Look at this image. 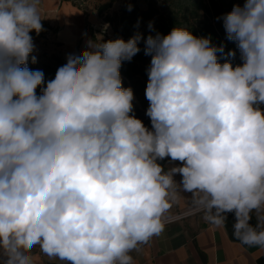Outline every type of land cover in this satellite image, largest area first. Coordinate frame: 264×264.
Listing matches in <instances>:
<instances>
[{
	"label": "clouds",
	"instance_id": "9594fccd",
	"mask_svg": "<svg viewBox=\"0 0 264 264\" xmlns=\"http://www.w3.org/2000/svg\"><path fill=\"white\" fill-rule=\"evenodd\" d=\"M40 4L0 0V264H134L185 198L264 248V0L218 18L234 50L177 26L98 35L47 81L29 67ZM142 41L150 128L120 71Z\"/></svg>",
	"mask_w": 264,
	"mask_h": 264
},
{
	"label": "crops",
	"instance_id": "0c3cea01",
	"mask_svg": "<svg viewBox=\"0 0 264 264\" xmlns=\"http://www.w3.org/2000/svg\"><path fill=\"white\" fill-rule=\"evenodd\" d=\"M78 1H81L80 8L74 6V0H41V18L57 30L52 38L59 45L58 51L69 49V54H78L89 39L97 37L92 29H97L99 25L102 27L96 12L84 9L86 1ZM107 27L111 36V27ZM177 179L180 177L177 176ZM191 210L194 209L190 200L180 199L173 204L165 220ZM233 222L234 215L230 213L223 228L207 223L203 214L189 215L180 221L165 224L159 236L131 253L134 264H264V248L247 246L236 239ZM252 223L256 224L255 216ZM39 257L40 264H60L43 254Z\"/></svg>",
	"mask_w": 264,
	"mask_h": 264
},
{
	"label": "trees",
	"instance_id": "16d2710c",
	"mask_svg": "<svg viewBox=\"0 0 264 264\" xmlns=\"http://www.w3.org/2000/svg\"><path fill=\"white\" fill-rule=\"evenodd\" d=\"M144 7L139 5L140 0H132L130 3L124 2L120 10L114 14L109 12L113 8L115 0L100 5L96 11L99 18L109 25L112 29L111 37L107 36L104 40L122 37L127 40L137 31L146 38L149 34L155 35L156 32L168 34L175 26L184 27L192 30L196 36H211L212 43L216 45L224 44L225 52L236 49L232 41L226 39L223 27V20L218 19L230 12L239 0H142ZM131 4L132 10L128 7ZM149 22L154 25V31L148 28ZM44 31L39 35L32 32L33 40L47 38L49 34L56 33L57 30L49 23L42 21ZM95 39V38H93ZM141 51L133 57L131 61H125L121 68V76L124 87H131L135 99L134 114L141 119L147 127H151L150 119L146 116L148 101L145 97V88L148 80L147 69L150 66L151 57L145 55L143 41L140 43ZM56 65H42L34 67L29 64L32 70H42L45 80L54 78L58 67L65 64L61 58H53ZM223 60V56H222ZM234 63H241L239 52ZM39 93V90H37ZM167 163V161H162Z\"/></svg>",
	"mask_w": 264,
	"mask_h": 264
},
{
	"label": "rangeland",
	"instance_id": "374dc122",
	"mask_svg": "<svg viewBox=\"0 0 264 264\" xmlns=\"http://www.w3.org/2000/svg\"><path fill=\"white\" fill-rule=\"evenodd\" d=\"M76 3L74 6L79 7L81 1L74 0ZM86 5L84 4L85 10H93V12H96L97 14V7L106 3H109L111 0H85ZM132 0H115L113 4V8L109 12L110 14H114L118 12L123 5L124 2L130 3ZM244 0H239V4H243ZM139 5L144 7V2L140 0ZM80 8V7H79ZM99 14H97L98 16ZM99 18V16H98ZM100 19V18H99ZM102 27L97 26V29H92L97 36H102L103 39H105L107 36H109L108 31L106 30L105 24L102 19ZM105 24V25H104ZM108 28V27H107ZM112 30V29H111ZM54 33H51L48 35V38L40 39V40H34L35 48L36 50L34 51L33 55L37 57V63L32 64L31 62L29 63L32 66L36 67H41L42 65H52L55 66V60L53 59L55 56L58 58H61L65 63H66V56L69 54L70 50L69 49H64V50H59V45L54 41L53 37ZM111 37V36H109ZM100 38V37H98Z\"/></svg>",
	"mask_w": 264,
	"mask_h": 264
},
{
	"label": "built area",
	"instance_id": "2783aa9c",
	"mask_svg": "<svg viewBox=\"0 0 264 264\" xmlns=\"http://www.w3.org/2000/svg\"><path fill=\"white\" fill-rule=\"evenodd\" d=\"M199 214H202V213L196 212L195 210H191L190 212L186 214H180L179 216L168 218L167 220H165V224H170V223L180 221L189 215H199Z\"/></svg>",
	"mask_w": 264,
	"mask_h": 264
}]
</instances>
